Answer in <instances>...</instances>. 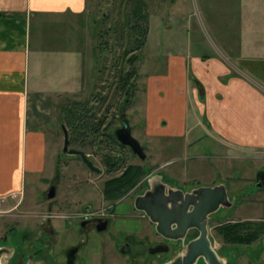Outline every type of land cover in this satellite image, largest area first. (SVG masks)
Returning <instances> with one entry per match:
<instances>
[{"label": "rangeland", "instance_id": "374dc122", "mask_svg": "<svg viewBox=\"0 0 264 264\" xmlns=\"http://www.w3.org/2000/svg\"><path fill=\"white\" fill-rule=\"evenodd\" d=\"M242 2L145 0L148 17L138 20L137 32L133 0H87L86 11L78 18L81 29H76L86 43L82 56L75 57L74 65L66 58L43 57L42 89L59 92L51 103L41 105L47 131L46 170L28 179L22 194L0 199V247L5 254L0 264H68L66 250L75 245L80 247L77 264H128L132 258L118 250L117 228L135 229L147 239L153 223L157 233L155 223L142 211L124 214L138 195L155 186L187 192L217 184L226 186L230 202L208 217L213 247L224 264H264V230L254 239L249 235L238 240L228 234L232 223H240L244 233L264 228V147L227 145L221 136L209 133L211 122L204 116L188 136L153 137L145 131L147 80L165 68L166 53L184 49L189 54L212 55L218 46L239 56L240 21L248 15ZM229 63L233 75L247 73L232 58ZM258 82L264 93V81ZM203 93L199 91L202 101ZM182 116L177 106L175 119ZM124 117L146 158L117 138L115 130ZM64 128L69 148L84 150L100 172L90 169L79 154L64 149ZM104 154L116 159L113 168L103 161ZM130 165L145 169L140 181L116 199L105 198V182ZM53 184L56 194L49 197ZM112 203L121 214L110 216L107 229L81 226L90 214L106 211L109 216L106 207ZM133 221L136 227L125 224ZM45 226L55 230L56 241ZM198 234L197 228H191L185 237L169 239V252L132 261L166 264L182 255ZM159 239L155 234L148 242Z\"/></svg>", "mask_w": 264, "mask_h": 264}, {"label": "crops", "instance_id": "0c3cea01", "mask_svg": "<svg viewBox=\"0 0 264 264\" xmlns=\"http://www.w3.org/2000/svg\"><path fill=\"white\" fill-rule=\"evenodd\" d=\"M242 3L251 15L244 14L240 21L239 56L218 46L212 55L184 49L166 53L165 68L147 80V135L188 136L204 116L211 122L209 133L227 145L264 147V93L258 82L264 81V0ZM86 4L0 0V199L22 194L27 180L46 170L41 105L51 103L59 92L42 89L43 57L66 58L74 65L75 57L82 56L86 43L76 29H81L77 23ZM230 58L249 75H233ZM199 91H204V101ZM177 106L183 114L178 121Z\"/></svg>", "mask_w": 264, "mask_h": 264}, {"label": "water", "instance_id": "95a60500", "mask_svg": "<svg viewBox=\"0 0 264 264\" xmlns=\"http://www.w3.org/2000/svg\"><path fill=\"white\" fill-rule=\"evenodd\" d=\"M122 126L115 130L119 141L128 145L142 159L146 158V152L140 141L132 134L131 125L128 118L121 120ZM65 131L64 149L70 152L78 153L86 165L97 172L101 169L94 164L88 154L81 149L69 148L68 131ZM56 194V185H51L48 196L54 197ZM230 202L228 191L225 185L217 184L214 186H201L193 191H183L181 189L166 190L164 186H155L154 189L138 195L135 199L137 209L143 210L145 214L155 223L157 232L168 239L178 240L186 236L191 228L199 230L198 236L189 241L186 251L175 257L166 264H195L199 257H203L207 264H224L220 255L213 247L209 237L208 217L211 213L217 211L222 205ZM107 222L102 221L98 226L99 230L105 229ZM264 243V240H263ZM133 255L143 253L147 247ZM73 248L68 253V263L75 264ZM150 252L168 251V244L153 246ZM4 249L0 247V261Z\"/></svg>", "mask_w": 264, "mask_h": 264}, {"label": "flooded vegetation", "instance_id": "af4514ba", "mask_svg": "<svg viewBox=\"0 0 264 264\" xmlns=\"http://www.w3.org/2000/svg\"><path fill=\"white\" fill-rule=\"evenodd\" d=\"M76 154H78V153H76ZM109 200H111V199H109ZM106 210L110 212L109 216L106 215L107 214L106 211L103 213L104 215L90 214V215L86 216L81 221V226H83L84 228L93 227L94 229L99 230L98 226L100 225V223L102 221H105V222H107V226H106L105 229H107L108 226L110 225V223H112V220H110V216H113L114 214H121V213L119 212V209H118L116 203H112L110 205H107ZM133 210L134 211H142L143 216L148 218V216L145 214V212L143 210H140V209L136 208L135 202H133V206L130 207V210L124 212V214H127V212L129 214ZM125 224L127 226H128V224L130 226H133V227L137 226V223L135 221L129 222V223H125ZM152 225H153L152 226L153 230L151 231L150 236H147L148 237L147 239L139 237L138 236V232L135 229H131L130 228V230H128V229L123 228V227L122 228H117L118 235H119V238H120V245H119V249H118L120 251V253L128 255L130 258L133 259V258L139 257L141 255H145V254L155 255V254L160 253V252H169L171 250L172 243H170L169 239L164 237L163 235H161L159 232L156 233V231H154L155 230L154 229V224L152 223ZM105 229H103V230H105ZM45 230L48 231L51 234L52 241H56V232H55V230L53 228H49V227H46V226H45ZM103 230H99V231H103ZM155 234H159L161 236V239L157 240L153 244H150L148 242V239H150V237H152ZM142 244H144L145 247H147L146 250L143 253H139V254L133 255V252H137L138 253L139 251H141L144 248V246ZM161 244H163V245L168 244L169 250L168 251H160V252H156V253L150 252L149 249L151 247L157 246V245H161ZM73 248H76L75 251H74V262H75V264H77L76 261L78 260V253L80 252V247L76 246V245L75 246H71V247H69L66 250L67 263H68V253ZM132 259L130 260V262L128 264H136L134 261H132ZM144 264H148V262H146Z\"/></svg>", "mask_w": 264, "mask_h": 264}, {"label": "trees", "instance_id": "16d2710c", "mask_svg": "<svg viewBox=\"0 0 264 264\" xmlns=\"http://www.w3.org/2000/svg\"><path fill=\"white\" fill-rule=\"evenodd\" d=\"M135 2L136 10L134 12L135 17H137V22L133 25L136 27L137 32L140 31V21L139 19H146L148 17L147 11L145 10V0H133ZM135 72V69H134ZM103 161L107 167L113 168L116 163V159L110 155H103ZM145 169L141 165H130L127 167L120 175L114 176L105 182L104 186V196L108 199H116L132 187H134L140 179L143 177ZM240 223H232L229 225V237L232 235L238 240L245 239L251 235V239L257 238L264 230L263 227H257L253 233H244L239 228Z\"/></svg>", "mask_w": 264, "mask_h": 264}, {"label": "bare ground", "instance_id": "6f19581e", "mask_svg": "<svg viewBox=\"0 0 264 264\" xmlns=\"http://www.w3.org/2000/svg\"><path fill=\"white\" fill-rule=\"evenodd\" d=\"M4 256H5V254L2 255V258H4ZM2 258H1V259H2ZM195 264H204V259H203V257H202V256L199 257V259L197 260V262H196Z\"/></svg>", "mask_w": 264, "mask_h": 264}]
</instances>
